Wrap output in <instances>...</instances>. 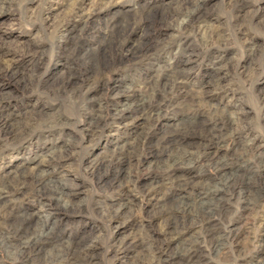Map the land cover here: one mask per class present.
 <instances>
[{
  "label": "bare ground",
  "instance_id": "6f19581e",
  "mask_svg": "<svg viewBox=\"0 0 264 264\" xmlns=\"http://www.w3.org/2000/svg\"><path fill=\"white\" fill-rule=\"evenodd\" d=\"M13 1L0 0V17L2 19L8 16L7 6ZM83 2L84 0H74L73 8H70L72 9L70 13L68 12V22L70 19L71 23L91 22L93 25L95 19L97 26L95 25V29L91 31V35L98 36L100 41L96 48L90 49L91 51L83 53L75 51L73 56L71 55L72 68L68 69L63 80L59 82V93L69 89L72 95L77 97L81 95L87 98L90 80L93 79L98 83L104 75L128 61H135L137 64L142 60H152L157 63L159 56L155 55L156 52H169L170 43H155L154 40H148L145 34L139 35L138 40L133 41V37L137 33L143 32L142 28L146 22H150L151 18L158 16L153 6L134 5L125 10L100 11L101 13L96 15L93 10L86 11L83 8ZM120 3L119 0H98L96 2L98 7L110 6L113 8H119L118 4ZM202 10L203 6L197 4L193 9L185 11L181 15L179 29L182 31L192 29L204 18L205 14ZM43 12L48 19V10L42 11L41 14ZM179 12L181 11L179 10ZM162 16L170 17L172 13L165 10ZM70 27L62 24L57 27L56 33H58L59 40L66 38ZM213 35L204 36L205 47L208 48L213 44ZM30 49L31 46L28 43L21 48L22 52H20L29 54ZM108 54L113 57L116 65L109 67L104 64ZM0 59L2 60L1 57ZM195 60V57L189 55L186 63L193 64ZM155 67V82L151 80L154 82L151 83L152 85L141 86L138 89L126 88L129 98L132 99L124 98L121 101L119 98L121 94H116L117 86H112L111 91H114V94L109 95L103 105L97 106L96 109L93 107L91 109L83 108V115L88 116L90 120L85 127V132L91 135L90 137L92 135L96 137L106 134L107 129L114 126L126 128L129 126H156L163 118V110L179 106L180 100H184V95L187 94L183 86L187 85L190 80L185 69L161 64ZM260 67V71L257 73L263 74L264 57ZM187 68L189 70L191 67L187 66ZM222 70L223 66H220L216 61L208 65L206 71L210 80L204 82L200 87L201 91L198 92L200 98L194 100L189 98L191 101L189 100V109L187 110L200 111L205 100L203 94L209 97L212 95L209 90L205 91L210 86L216 93H224ZM0 71L9 77L18 73L10 65H5ZM262 86L264 88V85ZM219 111L215 108L204 112L202 109L198 117L200 120L196 118V115H187L189 126L185 128L186 126L182 125L185 129H182L183 127L179 129L178 126L173 129L163 124L165 129L161 130L160 136L157 138H151L147 132L141 133L138 137L135 136L136 139L132 140L134 143L131 149L135 152V158L128 152L114 147L101 152L84 166V173L94 178L95 184L100 188L124 194L130 193L133 189H139L142 197L148 201L149 206L145 210L148 220L143 226L141 225V228L145 230L142 239L147 241L149 238L151 240V243L146 245L151 254L147 257L150 260L144 264H164L166 260L174 264H216L211 260L217 259L226 262L228 259H236L235 253L240 248H232L230 242L234 241L235 243L241 233L239 227L228 223L224 231L217 234L214 218L222 219L228 215L229 205L225 202L235 205L241 211H247L254 205L259 206L264 202V146L255 140H247L238 135L237 131L243 129L240 117L242 112L236 111L232 114H228V112L225 115ZM205 115L208 117L207 120H204ZM16 118H18V114H13L9 109L7 99H0V136L8 138L14 143H20L21 149L30 146L34 140H39L37 134H35L36 136L32 135L36 131L34 126L39 120L26 119L21 123L16 122L17 125L13 126ZM42 121L40 128L45 131L55 130L58 126L55 120L48 122L45 119ZM64 126V121L59 122L58 127ZM71 143L69 142L66 148L70 149ZM73 145H75L74 148H81L82 141ZM61 146L51 151L44 149V153L42 152L43 154L41 153L40 156L48 166L42 170H27V166L22 164L20 169L9 171L5 175L0 174V253L4 254V261H0V264H45V262L47 264H97L94 258L99 237L94 236L90 231L86 234L87 237H64L56 230L63 215L76 211L67 208L71 202V196L76 193L75 190L68 188L65 180H52L51 171L48 170V168L62 164L70 156L69 150L63 149ZM176 147H181L180 151H174ZM144 153H149L154 159V170L149 174L147 183L139 179V167ZM0 157L3 159L4 154H0ZM131 158L136 161L135 169L127 173L123 183L114 184L121 172L120 169L115 168L116 164L122 160H131ZM197 164H206L212 170L213 176L202 181L200 174L197 175L193 171ZM244 170L248 173L244 174ZM11 174L12 177L8 179L6 176ZM159 193L161 194L157 198ZM188 194L194 195V198L191 199ZM22 200L36 202L39 206L38 211L44 217L43 221H38L34 213L22 211L17 206ZM125 206V204L118 207L110 204L98 205L96 210L101 218L111 222L121 216ZM51 218L54 221L48 224ZM159 220H162L159 230V233L163 235L162 239H158L150 233L154 221L158 222ZM126 223L130 224L129 221ZM192 227L197 229V240H195L196 238L187 240L183 236L185 231ZM136 240L135 236L130 239L116 240L107 247L113 249V252L124 253L127 246L137 243ZM139 240L141 241V239ZM165 240L168 241L166 245L164 244ZM172 241L177 242L180 248H176L177 252L166 255L165 251ZM255 243L259 249L247 260L246 264H264V239ZM46 245L50 247L48 251L45 249ZM200 246L213 259L202 260ZM160 254H165V259H159ZM143 260L145 259H141V262ZM141 262L138 264H143Z\"/></svg>",
  "mask_w": 264,
  "mask_h": 264
},
{
  "label": "rangeland",
  "instance_id": "374dc122",
  "mask_svg": "<svg viewBox=\"0 0 264 264\" xmlns=\"http://www.w3.org/2000/svg\"><path fill=\"white\" fill-rule=\"evenodd\" d=\"M97 1L84 0L83 8L86 11L93 10L94 14L99 15L100 11L125 10L134 5L153 6L158 16L151 18L150 22H146L142 28L143 32L137 33L133 37V41L138 40L139 35L145 34L148 40H154L155 43H170L169 52H156L155 55L159 56L157 63L152 60H142L137 64L135 61H128L104 75L98 83L93 79L90 80L87 98L81 95L74 96L69 89L59 93V82L63 80L68 69L72 68L74 52L83 53L97 47L100 38L91 35V31L95 29L96 21L94 19L93 25L91 22L71 23L70 19L68 22V15L72 10L70 8H73L74 0H14L7 6L8 16L4 19L0 17V55L3 54L0 56L2 58V60L0 59V69H3L5 65H10L18 73L9 77L0 71V99H7L9 109L13 114H18L13 126L17 125L16 122L21 123L26 119L39 120L34 126L36 131L32 133L33 136L37 134L39 140L36 139L30 146L21 149L20 143H14L12 140L0 136V154H4V158L0 159V174L5 175L9 171L20 169L22 164L27 166V170H42L48 166L40 156L44 153V149L46 148L47 151L56 150L62 145L63 149L69 150L70 156L62 164L54 167L55 169L48 168V170L51 171L52 180H65L66 186L75 190L76 193L71 196V202L67 208L76 211L63 215L59 220L57 233H62L64 237H87L86 234L92 232L94 236L99 237L94 258L97 264H138L141 259H145L141 262L144 264L150 260L147 257L151 254L146 247L151 243V240L149 238L147 241L142 239L145 230L141 228V225L143 226L148 220L145 214V210L149 206L148 201L142 197L139 189H133L130 193L124 194L100 188L95 184L94 178L84 173V166L101 152L114 147L128 152L135 158V152L131 149L134 139L141 133L147 132L151 138H157L160 136L161 130L165 129L163 124L173 129H176L177 126L179 129L183 126L187 128L189 126L187 115H196L198 118L202 109L204 112H208L209 109L216 108L225 115L228 112V114L236 111L242 112L240 117L243 131L238 130V135L247 140H255L264 146V88L262 86L264 85V73H257L260 71V63L264 57V0H200V2H198L199 0H119L121 2L118 4L119 8L98 7ZM197 4L202 5L203 10L206 9L202 10L205 14L204 18L192 29H188L189 31L180 30L178 26L182 19L181 15L189 9H193ZM46 9L48 10V19L44 15L46 11L41 14ZM165 10L171 12L172 16H162ZM61 24L71 27L66 38L59 40L56 29ZM209 34H214V42L207 48L204 36ZM28 43L31 46L29 54H21V48ZM189 55L196 58L193 64L186 63ZM107 57L104 60L106 66L116 65L110 54ZM215 57L218 59H214ZM213 61L223 66L221 72L224 78L222 82V86L225 85L223 86L224 93H216L210 86L205 91L209 90L212 95L209 97L203 94L205 100L200 111L187 110L191 100L200 98L198 92L201 91L202 84L210 80L206 70ZM160 64L185 69L187 77L190 78L188 84L183 86L187 94L184 95V100H180L179 106L163 110V118L156 126H129L128 128L114 126L107 129V135L96 137L95 135L90 137L91 135L85 132V127L90 120L88 116L83 115V108L91 109L93 107L96 109L97 106L103 105L108 96L114 94V91H111L112 86H117V93H115L121 94L119 96L121 101L124 98L132 99L129 98L126 88L138 89L141 86H149L154 83L155 66ZM187 66L191 68L188 70ZM24 85L26 86L24 87ZM206 118L208 119L205 115L204 120H207ZM45 119L48 122L57 121L58 126L59 122L64 121L65 126L62 128L56 126L55 130L45 131L40 128L42 120ZM184 127L182 129H185ZM80 140L82 147L74 148L73 144ZM69 142H72L70 149L66 148ZM119 146L121 147L119 148ZM180 148L176 147L174 151H180ZM134 158L128 160L129 162L122 160L116 164V167L114 166L121 171L114 184L123 183L127 173L135 169ZM153 161L154 159L149 153L143 154V160L139 167V179L145 183L149 182V174L154 170ZM193 171L197 175L200 174L202 181L213 176L212 170L206 164L195 165ZM243 172L244 174L248 173L245 170ZM6 177L10 179L12 174ZM160 194L157 195V198ZM188 196L191 199L194 198L192 194H188ZM190 198L189 200H191ZM263 203L259 206L254 205L247 211H241L235 205L225 202L229 205V216L226 215L222 219L214 218L216 220L215 232L220 234L228 223L239 227L241 233L235 243L234 241L230 242L232 248H240L235 253L236 259H228L226 262L213 259L206 254L202 246H200L202 252L200 258L202 260H211L212 258L211 261L216 264H246L247 260L259 249L255 242L264 239ZM19 204L17 206L22 211L34 213L38 221H43L44 217L38 211L39 206L36 202L22 200ZM109 204L115 207L126 205L122 209L121 216L111 222L101 218L96 210L98 205ZM53 221L51 218L48 224ZM127 221L130 224L126 223ZM161 222L162 220L154 221L151 231L147 228L152 236H156L158 239L163 238V235L159 233ZM196 234L197 229L192 227L185 231L183 236L187 240L195 238L197 240L198 234L197 236ZM134 236L137 243L132 244V247L127 246L124 253L113 252V249L107 247L116 240L130 239ZM166 242L168 243V241H164L165 245ZM176 248L179 249L180 246L177 242L172 241L165 251L166 255L177 252ZM45 249L48 251L50 247L46 245ZM159 259H165V254H160ZM0 261H4L3 253H0ZM168 261L166 260L164 264H174ZM45 264L47 263L45 262Z\"/></svg>",
  "mask_w": 264,
  "mask_h": 264
}]
</instances>
